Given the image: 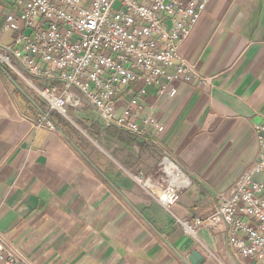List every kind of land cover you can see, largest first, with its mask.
<instances>
[{
	"label": "crops",
	"instance_id": "0c3cea01",
	"mask_svg": "<svg viewBox=\"0 0 264 264\" xmlns=\"http://www.w3.org/2000/svg\"><path fill=\"white\" fill-rule=\"evenodd\" d=\"M16 2L0 0L4 46ZM177 50L207 81L176 82L172 99L150 86L138 98L142 83L119 92L117 114L142 135L105 125L74 90L77 106L68 104L65 116L49 111L0 65V235L30 264H185L193 253L198 264H252L234 254L223 228L191 236L180 222L211 215L258 159L264 0H210ZM176 172L190 185L167 211L155 196Z\"/></svg>",
	"mask_w": 264,
	"mask_h": 264
},
{
	"label": "built area",
	"instance_id": "2783aa9c",
	"mask_svg": "<svg viewBox=\"0 0 264 264\" xmlns=\"http://www.w3.org/2000/svg\"><path fill=\"white\" fill-rule=\"evenodd\" d=\"M209 1L17 0L19 13H10L5 19V31L14 37L10 45L0 44V65L29 79L49 111L65 116L68 104L77 106L78 98L68 95L74 90L105 125L142 135L140 126L117 114L116 96L142 83L138 98L150 86L160 98L172 99L176 82L197 79L206 83L193 65L179 58L177 49L190 36ZM42 80L61 86L39 87L36 82ZM43 121L47 129L56 130L51 121ZM254 128L260 153L253 168L235 182L229 194L219 197L211 215L182 220L180 225L191 236L197 228H223L236 256L264 264V123ZM136 180L150 189L146 181ZM189 185L176 172L156 200L169 211ZM0 263L30 264L1 235Z\"/></svg>",
	"mask_w": 264,
	"mask_h": 264
},
{
	"label": "water",
	"instance_id": "95a60500",
	"mask_svg": "<svg viewBox=\"0 0 264 264\" xmlns=\"http://www.w3.org/2000/svg\"><path fill=\"white\" fill-rule=\"evenodd\" d=\"M9 81H10L14 86H16L17 89H18L21 93H23L22 90H21V88H20L18 85H16V83L14 82L13 79H10V78H9ZM25 97H26L27 100H30V102H31L32 104H34L33 100H31L28 96H25ZM187 259H188V260L183 259V262H184L185 264H198L200 261H202V259H199L198 255L195 254V253H193V254L191 255V258H187ZM196 261H197V262H196Z\"/></svg>",
	"mask_w": 264,
	"mask_h": 264
},
{
	"label": "rangeland",
	"instance_id": "374dc122",
	"mask_svg": "<svg viewBox=\"0 0 264 264\" xmlns=\"http://www.w3.org/2000/svg\"><path fill=\"white\" fill-rule=\"evenodd\" d=\"M25 82L26 83H28V85L30 84V80L29 79H25ZM36 84L39 86V87H43V86H49L50 87V85L49 84H47V82L46 81H37L36 82ZM29 90H30V92H31V95H33V97L36 99V100H38V96L35 94V92H33L32 91V89H31V85H29ZM37 96V97H36ZM40 103H41V106L42 107H44L45 105L44 104H42V102L40 101V100H38Z\"/></svg>",
	"mask_w": 264,
	"mask_h": 264
},
{
	"label": "trees",
	"instance_id": "16d2710c",
	"mask_svg": "<svg viewBox=\"0 0 264 264\" xmlns=\"http://www.w3.org/2000/svg\"><path fill=\"white\" fill-rule=\"evenodd\" d=\"M6 71V69H4Z\"/></svg>",
	"mask_w": 264,
	"mask_h": 264
}]
</instances>
